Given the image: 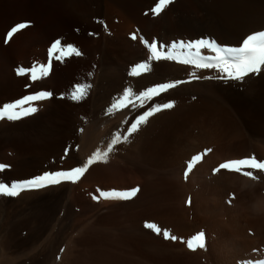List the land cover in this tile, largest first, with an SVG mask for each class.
Listing matches in <instances>:
<instances>
[{
	"label": "rangeland",
	"instance_id": "374dc122",
	"mask_svg": "<svg viewBox=\"0 0 264 264\" xmlns=\"http://www.w3.org/2000/svg\"><path fill=\"white\" fill-rule=\"evenodd\" d=\"M208 1L211 2V0ZM223 1L221 0L220 3L224 6ZM227 1H230L229 4L233 9L239 12L231 10V18H240L239 14L251 7L248 1V3L238 0ZM103 2L108 8L107 14L98 23L94 17L85 16L74 9L68 0H0V106L39 90L43 86H47L43 89L49 86L47 90L53 93V98L48 100V104L47 101H43L41 103L43 108L41 109L40 106L39 112L32 116L24 117L19 121L5 119L9 124L10 133L0 135V162L11 163V169H7L8 171L12 170V164L19 157L29 156L34 157L31 159L33 161L39 160L38 152L50 153L54 156L50 157L51 161L56 155L59 156L57 158L59 161L56 159L53 162L54 165L51 166L50 170H54L58 167L74 166L80 162L83 155L86 158L94 150L95 146L89 149L94 141L86 143L79 129L87 128L90 123L96 96H98L95 92L100 90L101 85H104L105 87L100 91L104 89L103 93L108 91L113 100L121 89L128 85L131 79H134L127 74L129 67L143 60L142 56L148 54L139 38L131 39L133 32H137L138 37L158 41L161 45L167 44L169 47L173 43L190 41L188 38L175 39L176 35L170 36V39H163L160 30L157 29L161 18L144 14L154 6L155 0H103ZM112 5L114 8L111 7ZM196 9L191 0H175V3L164 14H202L200 9ZM126 16L131 17L132 23L124 19ZM22 22H31L32 27L17 33L16 37L14 36L11 41L5 43L6 34L11 27ZM105 24L107 29L104 27ZM89 33L96 35H89ZM55 39H60L63 44L75 45L83 55L72 56L63 61L54 58L48 77L33 83L31 88H26L31 81L27 76H18L16 68L47 64L48 49ZM141 52L145 55H141ZM161 62L191 68L174 61ZM211 70H201L209 74L197 72L196 74L215 77L218 73L215 69ZM146 76L163 77L156 71ZM171 76L172 74L166 77ZM97 77H103L104 80L100 78L98 82ZM118 77H123L124 81L129 79V82L122 86L117 85ZM48 78L51 79L50 82ZM188 80L192 82L156 98L161 103L172 99L176 107L151 117L150 123L142 127V131L146 129L145 127L150 126V130L154 128V134L150 137L146 135L147 133L145 135L139 133L137 143L131 140L134 145L140 146L156 138L155 141L160 140L161 151L168 157L180 160L181 163L165 168L141 163L131 156L129 147L133 143L130 142L117 146L107 164L100 163L99 166L103 164L102 167L107 171L105 177L107 181L102 180L104 183L101 186L96 185L99 181L85 179L86 174L88 175L98 164L93 166L77 184H72V201L70 200V205L68 204L66 236L64 235L65 240L63 239L65 242L63 241L60 245V249L65 248V252L61 253L62 259L64 258L63 261L61 259L63 264H71V257H74L79 245L78 241L82 237L84 242L82 246L86 247L90 242L98 243L104 239L100 233H152L144 227L145 222H154L172 234L175 232L173 235L179 237L180 240L173 244L178 247V254L188 255V264H201V262L240 264L243 260L264 257V246H262L264 244V173H256L260 179L253 181L238 173H229L225 170L215 175L212 172L214 167L228 160L242 159L252 155L264 159V112L252 110L251 107L241 103L225 102L208 88L193 86L206 81L205 79L198 81L192 80L191 77ZM78 83L90 84L91 88L88 89L84 99L76 102L72 100L70 93L73 86ZM131 84L134 89L144 87L143 83L136 84L131 81ZM62 95L63 98H61ZM102 105H105L101 108L104 111L108 104L103 102ZM177 107L182 109L181 112L172 116L167 115ZM138 111L140 110L137 109L134 112L125 110V113L131 120ZM227 113L230 114L227 116ZM106 117L107 119L113 117V121L118 125L125 118L124 114L120 113ZM226 117H234L237 120L238 133L236 136L231 134L223 136L231 126ZM119 126L124 127L121 123ZM116 127L115 123L107 125L104 132L110 133ZM213 131L218 137L214 143L205 144L204 136ZM97 136L99 139L96 138V146L105 140H103L104 137ZM255 143L263 146L261 152L254 148ZM73 144L79 145L80 151L70 153L71 158L68 157L62 161L65 147ZM209 147L213 151L204 157L185 179L184 171L188 160L184 161L182 157L187 156L188 158L191 153L195 155ZM156 155L161 156L159 153ZM137 187L141 191L135 199H132L134 201L101 198L99 202H96L92 199L94 195L99 196L97 189L123 191L122 188L130 190ZM233 194H235V199L229 204L228 200ZM189 198L192 201L191 206L187 204ZM10 199L11 205L15 204L13 207L15 211L10 214V233H7L6 239L8 253L16 256L25 250L29 240L34 239L35 247L38 246L39 250L37 249V256L32 258L29 264L43 263L46 257L49 259L50 256L49 253L44 256L41 252L44 247L41 248V246H45L44 240L50 235L56 234L51 230L53 224H58L57 220L52 221L51 214H54L55 207L51 205L46 212L43 209L41 212L40 209H34L36 208L34 207L31 216H25L26 214L23 213L25 210L27 212V209H22L19 203H14L17 198ZM121 202L128 205L122 207ZM165 224L168 225L167 228ZM46 226H48V232L45 233ZM201 231L206 233V250H189L187 241ZM257 249L259 251H255ZM197 256L198 260H196ZM201 257L203 260L200 259Z\"/></svg>",
	"mask_w": 264,
	"mask_h": 264
},
{
	"label": "snow or ice",
	"instance_id": "6c2138e0",
	"mask_svg": "<svg viewBox=\"0 0 264 264\" xmlns=\"http://www.w3.org/2000/svg\"><path fill=\"white\" fill-rule=\"evenodd\" d=\"M174 3L175 0H155L154 6L150 7L144 14L146 16L161 17ZM31 27V22L14 25L6 34L5 43L11 41L17 33ZM104 27L107 29L106 24ZM89 35L94 36L96 34L89 33ZM138 38L147 49L148 55L145 59L135 62L129 67L127 74L131 78H140L152 73L154 64L161 61H174L198 70L215 69L218 73L215 77L199 76L193 71L191 73L192 80L219 79L243 83L246 82V78L264 73V30L254 31L246 35L235 47L221 45L217 40L211 38H201L188 42L180 41L178 44L173 43L169 47L167 44L161 45L158 41H149L142 36L138 37L137 32L131 34L132 40ZM177 50H179V54H177ZM206 52L211 53V55H206ZM82 55V51L75 45L63 44L60 39H55L48 49L47 64L33 65L30 68L19 66L16 68V74L29 77L31 83L27 84L26 88H31L33 83L48 77L54 58L63 61L72 56L80 57ZM191 82V80L183 79H166L135 89L130 82L121 89L120 93L104 110V114L109 117L118 113L124 114L125 118L120 122L124 127L118 125L114 131L108 134L102 144L97 145L83 161L74 166L46 170L30 178L11 183L0 181V198H17L25 192H37L63 184H77L94 165L107 164L113 150L121 144L130 143L142 131V127L149 123L151 117L176 107V103L172 99L161 103L156 98ZM90 88V84H75L70 93L72 100L79 102L84 99ZM52 98L53 93L51 91L41 88L12 102L5 103L0 106V121L5 119L19 121L24 117L32 116L38 112L40 102ZM61 98H63V95ZM137 109L140 111L137 112L134 118L129 120L125 110L134 112ZM85 131L83 127L79 129L81 134H84ZM79 151V145L66 146L61 158L62 161L68 159L70 153ZM212 151V148L209 147L205 148L203 152L193 155L187 161L184 178L187 179L193 168ZM10 167L9 163L0 162V173H4ZM222 170L229 173H238L245 178L258 181L260 176L256 173H264V159L252 155L242 159L228 160L214 167L212 169L213 175L221 173ZM97 191L99 196L94 195L92 197L96 202H99L101 198L104 200L130 201L136 198L141 190L137 187L125 191H102L100 189H97ZM233 199H235V194L229 198L228 203L231 204ZM191 203V198H189L187 204L191 206ZM144 227L156 236H162L166 241L177 242L180 240L179 237L154 222H145ZM180 242L183 243L184 241ZM206 247L207 238L206 233L203 231L198 232L192 239L187 241V248L191 251L206 250ZM255 251H259V249ZM60 252L63 253L64 249L61 248ZM56 259L59 260L61 257L58 255ZM240 264H264V259L243 260Z\"/></svg>",
	"mask_w": 264,
	"mask_h": 264
},
{
	"label": "bare ground",
	"instance_id": "6f19581e",
	"mask_svg": "<svg viewBox=\"0 0 264 264\" xmlns=\"http://www.w3.org/2000/svg\"><path fill=\"white\" fill-rule=\"evenodd\" d=\"M191 1H192L193 5L195 6V8L201 10L202 14L197 15V14L190 13V15H189L187 13L186 14L185 13H183V14L178 13L176 15L170 14L171 15L170 16L168 13V14H164L162 17H159L161 19L158 21L159 24L157 25L158 26L157 29L160 30L161 36L163 37L164 40L167 38L170 39V36H172V35L177 36V37H175V39L176 38H188V40H191V39L196 40V39H201V38H203V39L211 38V39L217 40V42L220 43L221 45L235 47L242 41V39L246 35L254 32V31L264 30V0H238L239 2H244V1L247 2L248 1L250 3L249 5H251V7H248L247 10H243L241 12L242 14H239L240 18H237V17L231 18L230 17L231 10L232 11L234 10L232 5L229 4L230 1L224 0L223 1L224 6H223V4L220 3L221 0H216V1L211 0V2H209L208 0H191ZM68 2L74 7V9L80 11L82 14H85V16L94 17L95 21H97L98 23H100L103 16L107 14L108 8L105 7L106 1L104 3L103 0H68ZM107 2H109V1H107ZM111 7L114 8L113 5ZM234 11L237 12V10H234ZM188 13H189V11H188ZM237 13H239V12H237ZM124 19H127V21L129 23L130 22L132 23L131 17H129V16H126V18H124ZM250 25H254V26H250ZM15 37H16V35H15ZM126 43H128V42H126ZM101 48H100V50H101ZM133 48L135 49V47H133ZM102 49H104V48H102ZM141 55H145V54L141 52ZM147 55L142 56V58L145 59L147 57ZM206 55H211V53H206ZM155 71L158 73H161V75L163 77H147V76L145 77L144 76V77H140V78L131 79V81L136 83V84L143 83L144 86H146V85H149V84H152V83H155L158 81L166 80V79H185L186 78L188 80V78H191V73L195 70L192 68H189V67H180L177 65H171L169 63L159 62V63L154 64L153 72H155ZM211 71H213V69ZM195 72L206 73V74L208 73L209 74V72L201 71V70H197ZM170 74H172L171 77H166V76H169ZM175 75H177V76L174 77ZM216 75H218V74H215V76ZM49 78H48V81L50 82L51 79H49ZM100 78H102V80H104L103 77H97L98 82H100V80H101ZM108 81H109V79H108ZM116 81H118V83H116L117 85L122 86L124 84H127V82H129V79L124 81L123 77H118V79ZM51 82H53V81H51ZM44 84H39V85H44ZM193 86L208 88L213 93L218 94V96L221 97L222 99H224L225 102L241 103V104H244L248 107H251L252 110L254 109V110L259 111L261 113L264 112V73H261L258 75H253L250 78H246V82H243V83H238L235 81H224V80H219V79H212V80H206L204 82H199L197 84H194ZM45 87H47V86H45ZM45 87L43 86V88H45ZM103 87H105V86L101 85L100 90ZM38 88H39V86H38ZM48 88H49V86H48ZM100 90L95 92L98 95V96H96V100H95V104H94L95 108L92 106L94 109L92 110V113H91L92 117H91L90 123L87 126V128L85 127V130H86L85 133L82 134L83 139L85 140L86 143L94 141L93 143L90 144V147L88 146L90 150L94 146H95V148L97 147L95 145V142L97 140L96 138H98L97 135H99V137H102V138L104 137L103 140L108 136L109 132H107V131L104 132V129L106 128L107 125H112L113 123H115L118 126V124L113 121V119H112L113 117L107 119V117L104 116L105 115L104 111H102L103 109H101V108L102 107L104 108L105 105L103 106L102 103L107 102V104L109 105L110 102L112 101V97L110 96V93L108 91L103 93V91L105 89L102 91H100ZM114 90H115V88H114ZM106 96H109V97L106 98ZM48 102L49 101L47 100L46 103L48 104ZM100 102H101V104H100ZM41 103H43V102H40L39 109H40V106H41V109L43 108ZM3 104H5V103H3ZM43 106H45V105L43 104ZM180 110H182V109L180 107H177L175 110L171 111L167 115L172 116V115L178 114L179 112H181ZM229 114L230 113H227V116ZM35 117H36V115H35ZM226 120L230 121L231 126H230L228 132L224 133L223 136L225 134H227V135L231 134V135L236 136V134L238 133L237 120H235L234 117L233 118H229V117L227 118L226 117ZM160 121H162V120H160ZM119 125H120V123H119ZM8 127H9V124L5 120L2 123H0V135L10 133V129ZM145 128L146 129H143V131L140 132V134L145 135L147 133L146 135L151 137L155 132L154 128L151 130H150V126L148 128L147 127H145ZM220 128H221V126H220ZM108 131H110V130H108ZM215 131H213L210 134L207 133L204 136V139L206 141L205 144H207V143L212 144V142L214 143V141L218 137L217 133H215ZM110 132H112V131H110ZM140 134H137V136L132 140L134 142L136 141V143H137L138 139L140 137L139 136ZM147 136H145V137L147 138ZM155 136H153V137L155 138ZM155 140H156V138L153 139V141H151V142H146L145 145L140 144L141 147L139 145H134V143L131 142L133 144L132 145L130 144L131 146L129 147V149H130V154L133 157V159H135L141 163L152 164L157 168L174 167V166H177L178 164L181 163L180 160H177L174 157L166 156L161 151V145L159 144L160 140H159V142L155 141ZM261 142H263V141H261ZM100 143H101V140H100ZM98 144H99V142H98ZM263 144H264V142H263ZM127 145H129V144H127ZM85 148L87 149V146ZM95 148H93V149H95ZM254 148L259 152L260 150L263 149V146H261V144L258 145V143H255ZM129 149H128V151H129ZM49 152H51V151H49ZM158 153L161 155L160 157L156 155ZM86 154H88V152ZM193 155H194V153H191L190 155H188V158H187V156H184L182 158H184V161H187ZM37 156L39 158V160H37V161L31 160L34 157L30 158L29 156L19 157V159L15 160V161L13 160L14 163L12 164L13 165L12 170H10V171L6 170L4 173H0V181H3V182H6V181L9 182L12 180L17 181V180H23L26 178H30L34 175H38V174L42 173L43 171L50 170L52 168L51 166H52L53 162L57 158H59V156L56 155L54 160L51 161L50 157L53 158L54 156L50 155V153L46 154V153H42V152H38ZM69 157L71 158V155ZM5 159H7V158H5ZM84 159L85 158L83 155V157L80 158V162L83 161ZM69 160H71V159H69ZM3 161H5V160H3ZM13 161H11V162H13ZM71 161H73V160H71ZM99 165L100 164H98L97 167H95V165H94L95 168H93L91 171L89 170L90 172L88 173V175L86 174L87 177L85 179L90 178V179H93L95 181H99V183L96 185L101 186L102 183H104V181H102V180H104L105 177L107 176V171H106V169H104L102 167L103 164L101 166H99ZM104 167H106V166H104ZM36 168L37 169L40 168L41 170H39V171L34 170ZM172 183H174V181H172ZM103 188H105V187L103 186ZM72 189H73L72 184H64V185H60L56 188L53 187L50 189L41 190V191H37V192H25V193H22L20 197H17V199L14 201V203H16V204L19 203L22 206V209H27V212L25 210V213H23V214H26L25 216H31L32 209L34 207H36L34 209H40L41 212H42L41 209H43L44 212L48 211L49 207L51 205H53L55 207V211H53L54 214L53 213L51 214L52 215V221L57 220L58 224L57 225H56V223H55V225L53 224L51 230L53 233H56V234H52V236L50 235L48 239L44 240L45 246H41V248L44 247V249L41 251L44 253V256L49 253L50 257H49V259L46 257L44 262L40 263V264H46L48 260H49V262L47 264H58V263L63 264L62 261L64 260V258L62 259V257H61L60 245L65 240L64 235H65V232L67 229V209H68L69 201L72 199V194H73ZM122 189H123V191H125L124 188H122ZM132 201H134V200H132ZM10 202H11L10 198H0V215H1L0 216V264H29V262H31V259L35 258V256H37V249H38L37 247L38 246L35 247L36 245H35L34 239L29 240V242H27V244H26L25 250L23 252H19L16 256L8 253V248L6 247V243H7L6 239L8 237L7 233H10L9 232L10 231V225H9L10 224V214L13 213V211H15L13 209L15 204L11 205ZM123 203L121 204L122 207H126L128 205L126 203H124V204ZM167 226L168 225L165 224L166 228H167ZM169 227H172V226H169ZM193 228H195V227H193ZM46 232H48V226L45 227V233ZM173 234H175V232ZM77 239H78V237H77ZM79 241H80V239H79ZM40 243H42V242H40ZM36 244H38V243H36ZM262 246H264V244H262ZM76 249H74V250H76ZM198 254L202 255L201 253H198ZM58 255L62 259V261H61V259H59L61 262L56 259V257ZM74 258H75V256H74ZM200 259L203 260V257H201ZM207 259H209V258H207ZM262 259H264V257ZM196 260H198V256H197ZM201 264H205V263L201 262Z\"/></svg>",
	"mask_w": 264,
	"mask_h": 264
},
{
	"label": "crops",
	"instance_id": "0c3cea01",
	"mask_svg": "<svg viewBox=\"0 0 264 264\" xmlns=\"http://www.w3.org/2000/svg\"><path fill=\"white\" fill-rule=\"evenodd\" d=\"M100 234L104 239L86 247L82 246L83 237L80 239L71 264H188L189 261L185 253L178 254L175 242L154 233Z\"/></svg>",
	"mask_w": 264,
	"mask_h": 264
}]
</instances>
